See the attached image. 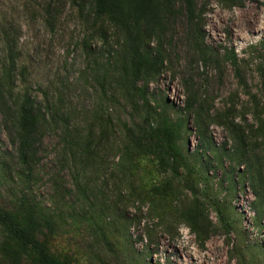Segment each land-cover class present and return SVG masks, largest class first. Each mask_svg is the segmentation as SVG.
<instances>
[{
	"label": "rangeland",
	"instance_id": "1",
	"mask_svg": "<svg viewBox=\"0 0 264 264\" xmlns=\"http://www.w3.org/2000/svg\"><path fill=\"white\" fill-rule=\"evenodd\" d=\"M199 1L212 56L196 52L177 15L163 70L147 86L157 122L181 125L185 165L169 180L124 138L123 124L142 121L141 102L124 78L123 36L93 0H0V208L16 213L24 196L49 213L58 228L37 236L52 254L71 264H264V190L255 200L243 164L251 154L240 166L225 158L226 123L264 128V0ZM190 95L208 113L200 124L210 146L186 110ZM24 97L38 127L28 181L16 128ZM258 135L253 159L264 163ZM2 239L0 264H13Z\"/></svg>",
	"mask_w": 264,
	"mask_h": 264
},
{
	"label": "trees",
	"instance_id": "2",
	"mask_svg": "<svg viewBox=\"0 0 264 264\" xmlns=\"http://www.w3.org/2000/svg\"><path fill=\"white\" fill-rule=\"evenodd\" d=\"M220 1L230 6L242 5V0ZM199 2V0H93L95 15L107 20L123 36L122 64L125 65L128 74V77L124 78L131 81L136 96L141 102L142 121L132 127L123 124L124 138L130 147L149 157L158 172L168 174L169 180L179 178V169L185 165L178 143L181 138V125L168 117L157 122L150 106L147 86L150 80L159 76L163 70L166 61L163 42L170 28L175 29L173 25L177 15L183 17L187 34L196 52L203 59L212 56L211 49L204 42L202 31L205 4ZM227 60L231 64L236 63L235 55L227 56ZM138 84L142 85L138 86ZM254 103L256 101L252 103L256 112L258 105ZM195 104V95H190L186 110L193 113L194 127L199 139L205 142V146H210V141L204 140L200 124L202 115L208 113L201 109V105L195 106ZM259 115L257 113L253 115L254 122H260ZM262 121L260 124H264ZM16 128L18 159L26 167L25 180L28 181L31 178L32 167H28L27 156L36 154V149L33 147L38 143L37 116L32 101L28 97H24L20 104ZM225 128L228 130L231 142V148L226 152L225 158L232 164L240 166L247 154H251V157H247V161L243 164H245L246 175H250L252 193L255 200H258L261 191L264 190V176L259 171L264 163L256 159L258 157L251 139L255 138L254 133H258V136L264 135L262 132L264 128L262 129V125H259L255 131H247V133L232 120L226 123ZM253 157L256 158L253 159ZM27 204L23 196L19 204L20 209L16 213L0 208V236L3 238L4 252L10 257L12 263L18 264L20 259L24 258L29 259L33 264H71L65 256L52 254L46 242L41 241L37 236L41 229H44L49 236L54 234L57 225L52 220V216L49 213H42L38 206ZM182 214L186 220L194 222L192 213Z\"/></svg>",
	"mask_w": 264,
	"mask_h": 264
}]
</instances>
